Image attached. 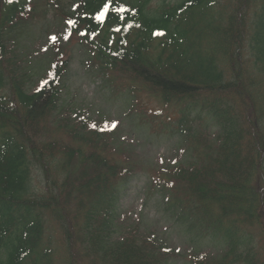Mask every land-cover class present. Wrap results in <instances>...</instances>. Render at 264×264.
I'll return each mask as SVG.
<instances>
[{
  "label": "trees",
  "instance_id": "obj_1",
  "mask_svg": "<svg viewBox=\"0 0 264 264\" xmlns=\"http://www.w3.org/2000/svg\"><path fill=\"white\" fill-rule=\"evenodd\" d=\"M30 2L0 0V264H172L168 240L121 225L139 164L65 113L69 62L30 91L15 51ZM54 3L105 82L179 114L186 160L148 190L195 239L221 243L194 264H264V0Z\"/></svg>",
  "mask_w": 264,
  "mask_h": 264
},
{
  "label": "rangeland",
  "instance_id": "obj_2",
  "mask_svg": "<svg viewBox=\"0 0 264 264\" xmlns=\"http://www.w3.org/2000/svg\"><path fill=\"white\" fill-rule=\"evenodd\" d=\"M73 1L61 3L68 9ZM51 3V0H31L28 13L32 22L23 27L16 39V57L20 67L30 75V91L42 85L56 60L68 61L62 105L65 113L85 114L90 124L104 128L119 155L139 164L119 204L121 225L129 228L136 223L139 228L155 231L168 240L179 251L172 264H194L200 252L203 253L200 255H221L219 241L195 239L166 213L160 195L148 190L151 175L184 163L187 157V147L175 132L179 119L175 108H166L148 92L131 94L125 80L109 78L111 84L104 82L98 75L99 68L93 67L88 49L78 37L70 35L61 12L49 6ZM51 37H56L55 41ZM105 125L109 128L105 129Z\"/></svg>",
  "mask_w": 264,
  "mask_h": 264
},
{
  "label": "snow or ice",
  "instance_id": "obj_3",
  "mask_svg": "<svg viewBox=\"0 0 264 264\" xmlns=\"http://www.w3.org/2000/svg\"><path fill=\"white\" fill-rule=\"evenodd\" d=\"M106 10H107V9H106ZM103 17H104V13L102 12V13H100V15L97 17V19H103ZM158 35H163V33H158ZM51 39H52L53 41H55L56 37H51ZM92 127L95 128V125H93ZM115 127H116V124L113 123V124L111 125V128L114 129ZM108 128H109V126H108V125H105V129H108Z\"/></svg>",
  "mask_w": 264,
  "mask_h": 264
}]
</instances>
